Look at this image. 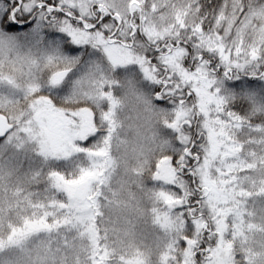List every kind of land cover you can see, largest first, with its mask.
Masks as SVG:
<instances>
[{"label": "snow or ice", "instance_id": "1", "mask_svg": "<svg viewBox=\"0 0 264 264\" xmlns=\"http://www.w3.org/2000/svg\"><path fill=\"white\" fill-rule=\"evenodd\" d=\"M0 264H264V0H0Z\"/></svg>", "mask_w": 264, "mask_h": 264}]
</instances>
